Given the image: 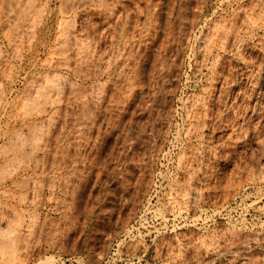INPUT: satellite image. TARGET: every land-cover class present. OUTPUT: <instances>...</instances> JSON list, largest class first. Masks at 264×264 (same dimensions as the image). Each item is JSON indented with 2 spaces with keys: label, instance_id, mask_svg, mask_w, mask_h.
I'll return each mask as SVG.
<instances>
[{
  "label": "rangeland",
  "instance_id": "rangeland-1",
  "mask_svg": "<svg viewBox=\"0 0 264 264\" xmlns=\"http://www.w3.org/2000/svg\"><path fill=\"white\" fill-rule=\"evenodd\" d=\"M85 1L0 0V264H264V0Z\"/></svg>",
  "mask_w": 264,
  "mask_h": 264
},
{
  "label": "bare ground",
  "instance_id": "bare-ground-1",
  "mask_svg": "<svg viewBox=\"0 0 264 264\" xmlns=\"http://www.w3.org/2000/svg\"><path fill=\"white\" fill-rule=\"evenodd\" d=\"M83 1H84V0H83ZM86 1H87V0H86ZM86 1H85V2H86ZM90 1H91V0H90ZM90 1H89V2H90ZM83 3H84V2H83ZM75 4H76V2H75ZM80 4H81V3H80ZM165 4H166V3H165ZM75 6H76V5H75ZM166 7H167V6H166ZM161 27H162V26H161ZM161 29H162V31H163L164 27H162ZM161 29H160V30H161ZM162 34H163V33H162ZM161 37H162V36H161ZM68 40H69V38H68ZM66 42H67V40H66ZM72 42H73V41H72ZM74 43H75V42H74ZM77 44H78V42H77ZM80 44H81V43H80ZM78 46H79V45H78ZM71 47H72V46H71ZM71 47H70V48H71ZM66 63H67V62H66ZM63 65H64V64H63ZM62 84H64V83L62 82ZM62 86H63V85H62ZM53 90H54V89H53ZM54 92H55V91H54ZM57 92H58V91H57ZM57 92H56V93H57Z\"/></svg>",
  "mask_w": 264,
  "mask_h": 264
}]
</instances>
